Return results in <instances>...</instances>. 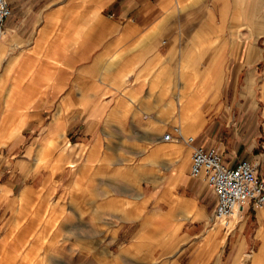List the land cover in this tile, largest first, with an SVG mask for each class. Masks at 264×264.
Segmentation results:
<instances>
[{
	"label": "crops",
	"instance_id": "obj_1",
	"mask_svg": "<svg viewBox=\"0 0 264 264\" xmlns=\"http://www.w3.org/2000/svg\"><path fill=\"white\" fill-rule=\"evenodd\" d=\"M6 1L0 249L16 220L18 248L39 250V231L20 220L37 226L40 204L58 203L64 249L78 264H264V209L246 203L224 223H235L229 232L212 228L215 197L189 174L192 146L162 140L178 127L228 168L258 164L264 179V77L253 80L264 15L250 32L247 16L252 4L264 13V0ZM59 121L66 150L49 146L42 176L37 149ZM61 160L74 194L40 195Z\"/></svg>",
	"mask_w": 264,
	"mask_h": 264
},
{
	"label": "rangeland",
	"instance_id": "obj_2",
	"mask_svg": "<svg viewBox=\"0 0 264 264\" xmlns=\"http://www.w3.org/2000/svg\"><path fill=\"white\" fill-rule=\"evenodd\" d=\"M252 1V0H251ZM259 5L260 2H259ZM262 6V5H261ZM251 7V6H250ZM254 9V4H252V7L248 10L247 12V16H248V30L250 32V29L254 27V25L257 23V21L253 20V17L258 16V18H260V16H263V10L260 11V13H258L257 15L255 14V10ZM260 20H262L260 18ZM250 35V33H249ZM249 38V36H248ZM257 47L262 51V59L256 63L253 67L257 70L256 74H254V82L258 83V81L264 77V34L262 36H260V38L258 39L257 42ZM241 62V59L239 60H233L232 62V71L234 72L236 66L239 65V63ZM250 68L245 69V71L243 73H245V76L247 74V72H249ZM234 77V73L233 75H231V78ZM252 80V81H253ZM239 82L241 84H243L245 82V80H243V76L241 75ZM264 86V84H263ZM235 92H233L234 95ZM238 93V92H237ZM228 99H230V92H228ZM49 113H46V118L44 120V123H46L48 121V115ZM62 123H60V121L56 124V126L54 127V129H51V131H48L47 128L45 129V133L47 132L48 134H50L51 136H53V140L48 138L47 136H43L42 140H41V144L38 147V155H37V163H42L43 165V169L41 171V175L44 176L45 174L49 173V170H51L48 167V159H50V157L52 158V156H49L48 154V149L49 146L56 141L57 142V148L59 147L58 143H61L62 145V151L66 150L64 148L65 145V139H64V133H63V129L61 126ZM37 131L35 132H31L28 131L27 133H24V135L26 136V141L30 142V141H34V139L37 136ZM8 141H10V139H8ZM67 142V141H66ZM28 154V153H27ZM30 154V151H29ZM57 168L56 170H54V175L52 176V180L50 182L51 186L50 188L48 187H44L41 188L39 193L40 195H49L50 197H56V199H58L59 195H64L66 194V192H68L69 194H74V191L70 192V189L67 188L68 186V175H69V171L65 170V164L64 162L61 161H57ZM31 171H28L26 173V177H28L30 175ZM49 182V181H47ZM36 183V182H35ZM34 183V184H35ZM48 184V183H46ZM24 195L27 194V191L24 190L22 191ZM21 192V193H22ZM32 206V204H31ZM41 210L44 211V217H41L40 219V223L37 226H33L32 224V218L29 219H24V220H20V226H23V223L25 224V228L26 230H28L31 234L34 231H39V233L36 234L37 240L40 241V249L37 251H34V249H30L27 250L25 252H23L21 249L18 248L19 246V235L16 233V228H17V221L14 220L12 225H11V229H10V233L7 234L6 239L8 242V245H6V247H3L2 249H0V264H17L18 261V256L20 257L19 259H21V264L24 263V261L27 263V260H35L36 264H78L80 262L73 261V257L70 251L65 250L64 249V238L65 235L64 234V228L61 225V221L62 219L60 218L62 216V212H64L65 210V206L64 204H58V203H41ZM31 210L33 209V207L30 208ZM49 213H53L51 216ZM211 223H212V228L215 226V230H222L224 233L229 232L233 225L235 224L234 222H231V224L229 226H225L224 223H219L218 221H213L212 220V215H211ZM226 227V228H224ZM32 236V235H30ZM76 238H80L81 235H77L74 236ZM22 239V238H21ZM19 240V241H18ZM21 242H23L21 240ZM26 243H28V241H25ZM48 244H54L57 245V250H56V256H50L51 251L49 250V247L45 249V247H47ZM24 253V255H23ZM227 253V250H226ZM226 253L225 255L222 254L221 255V259L226 257ZM250 258V257H249ZM24 259V260H23Z\"/></svg>",
	"mask_w": 264,
	"mask_h": 264
},
{
	"label": "built area",
	"instance_id": "obj_3",
	"mask_svg": "<svg viewBox=\"0 0 264 264\" xmlns=\"http://www.w3.org/2000/svg\"><path fill=\"white\" fill-rule=\"evenodd\" d=\"M11 14L6 0H0V37L5 22ZM163 141H177L192 146L189 174L193 178L203 177L215 197L212 220L225 223L232 219L244 204L254 209H264V179L258 175V164L248 161L239 162L228 168L215 150H206L194 145L193 138H184L178 127L162 137ZM226 228V227H224Z\"/></svg>",
	"mask_w": 264,
	"mask_h": 264
},
{
	"label": "bare ground",
	"instance_id": "obj_4",
	"mask_svg": "<svg viewBox=\"0 0 264 264\" xmlns=\"http://www.w3.org/2000/svg\"><path fill=\"white\" fill-rule=\"evenodd\" d=\"M239 214H240V211H236L233 216H232V219H237L239 217Z\"/></svg>",
	"mask_w": 264,
	"mask_h": 264
},
{
	"label": "water",
	"instance_id": "obj_5",
	"mask_svg": "<svg viewBox=\"0 0 264 264\" xmlns=\"http://www.w3.org/2000/svg\"><path fill=\"white\" fill-rule=\"evenodd\" d=\"M247 259H248V257L245 258V260H247Z\"/></svg>",
	"mask_w": 264,
	"mask_h": 264
}]
</instances>
